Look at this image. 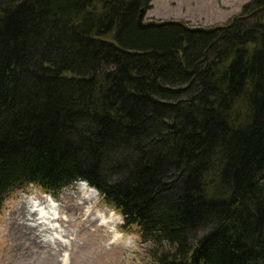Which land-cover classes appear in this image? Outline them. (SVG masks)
<instances>
[{
  "label": "trees",
  "instance_id": "1",
  "mask_svg": "<svg viewBox=\"0 0 264 264\" xmlns=\"http://www.w3.org/2000/svg\"><path fill=\"white\" fill-rule=\"evenodd\" d=\"M153 0H0V209L86 182L156 264H264V0L223 25Z\"/></svg>",
  "mask_w": 264,
  "mask_h": 264
},
{
  "label": "rangeland",
  "instance_id": "2",
  "mask_svg": "<svg viewBox=\"0 0 264 264\" xmlns=\"http://www.w3.org/2000/svg\"><path fill=\"white\" fill-rule=\"evenodd\" d=\"M250 1L153 0L145 21H182L192 27L208 28L226 24ZM79 189L76 184L53 193L59 197L61 215L66 219L58 230L65 238L49 242V235L39 234L40 245L31 244L10 219L25 201L36 198L44 202L45 192L29 186L12 193L0 209V264H156L153 254L159 246L153 250L152 243L142 240L137 227L123 228L122 216L107 206L98 193L93 195V204L81 208L84 197L75 195ZM67 254L70 258L64 257Z\"/></svg>",
  "mask_w": 264,
  "mask_h": 264
},
{
  "label": "bare ground",
  "instance_id": "3",
  "mask_svg": "<svg viewBox=\"0 0 264 264\" xmlns=\"http://www.w3.org/2000/svg\"><path fill=\"white\" fill-rule=\"evenodd\" d=\"M79 186V192H76L75 195L84 197L83 203L81 204V208L84 209L93 204L92 198L97 192L95 189L90 188L85 182L79 183ZM87 191H90V194L88 192V196L85 194ZM60 203L61 201L52 202L51 200H44V202H42L36 198L27 200L20 205L15 214H12L13 217L10 219L12 223L11 225L15 224V228H17L19 232L22 233V235H25V237L27 236V239L30 240L31 244H39V234L41 235L43 233L45 235H49L47 236L50 238H47L49 242H51V240L59 241V239L65 238L62 233H59L58 230L61 228V224H59V219L56 220V216L59 215L58 213H60V211H62V206ZM97 220L99 221L102 219L97 218ZM30 221L35 225L29 224ZM64 221H66V219H62L61 222ZM56 225H58V227H56ZM48 241L46 240L47 243ZM39 245H36V247H39ZM64 257L70 258L69 254L65 255Z\"/></svg>",
  "mask_w": 264,
  "mask_h": 264
}]
</instances>
